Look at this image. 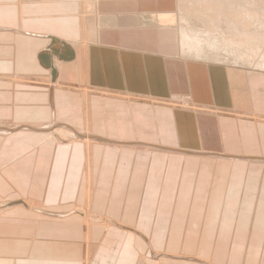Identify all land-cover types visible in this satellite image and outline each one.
Masks as SVG:
<instances>
[{"label": "crops", "instance_id": "crops-1", "mask_svg": "<svg viewBox=\"0 0 264 264\" xmlns=\"http://www.w3.org/2000/svg\"><path fill=\"white\" fill-rule=\"evenodd\" d=\"M48 1L0 0V264H264V72L215 116L56 86L78 7Z\"/></svg>", "mask_w": 264, "mask_h": 264}, {"label": "rangeland", "instance_id": "rangeland-1", "mask_svg": "<svg viewBox=\"0 0 264 264\" xmlns=\"http://www.w3.org/2000/svg\"><path fill=\"white\" fill-rule=\"evenodd\" d=\"M84 1V3H83ZM82 0V6L85 5V7L87 8H84L82 7L81 10H80V18L81 19H84L83 20V25L84 26H87V29L89 31H93L94 32H91L92 33V39H79L78 44H74L75 46V50H76V58H73L72 60H69L68 62H62V61H59L58 59H52L50 57V59L48 58L47 60L48 61H51L53 62V60H55L54 62L58 65L59 67V72H61L59 74V78L57 79V84L60 85V86H63L64 87H69V88H74L76 90H81L85 93H93L94 90L96 93H101V94H111V95H115L116 97L117 96H124V97H128V98H143V99H147L146 101H152V103H159V102H162V104H167L170 105L171 107L175 108L176 111H183V112H186V113H192L193 115H210V116H213L212 113L219 111V110H233L234 107H235V103L236 101H242L241 99L244 98L245 96V91H243L244 89L242 88L241 86V83H242V77H243V74L244 72H246L247 70L249 71L250 70H257V71H263L264 72V12L262 6H263V3H264V0H261L262 2L259 3L258 0H246L245 2L243 0H235L234 2L232 0H213V3L211 0H208V4L210 6H207L208 7V10L207 7H205L207 5V0H153V1H149V0H125V1H122V0H110V2H114V3H109L107 1L109 0H100V3L104 4L103 7H101L102 5H100L99 3V0ZM102 1V2H101ZM105 3H104V2ZM119 1V4L121 3H126L128 2L129 5H131L129 7L128 6V9L127 7L124 6L125 9L129 10L128 12L126 10H123L120 8L122 7H119L118 8V12L116 11L117 8H115L114 10L116 12H113V9H110L111 11L106 7V5H115V2ZM133 1L136 3H134L133 5ZM176 1V2H175ZM178 1V2H177ZM186 1V2H185ZM188 1V2H187ZM193 1V2H192ZM199 1V2H198ZM218 1H221L220 3ZM223 1L224 3H228L230 5H235V4H239V2H243L244 4H246L248 1L252 4H254V6L252 8L249 7L250 3L248 5H245L247 7H244L243 6V3H240L238 6H234L233 7V10L230 8V6H225L223 4ZM85 2L89 3L88 5L85 4ZM92 2V4H91ZM138 2V3H137ZM148 2V3H147ZM155 2V3H154ZM160 2V3H159ZM192 2V3H190ZM196 4H195V3ZM198 2V3H197ZM206 2V3H205ZM210 2V3H209ZM215 2V3H214ZM118 3V2H117ZM123 3V4H124ZM144 3V5H143ZM146 3V4H145ZM151 3V5H150ZM154 3V4H153ZM178 3V4H176ZM193 3L199 7H196L194 5V7L192 6ZM205 3V4H204ZM262 3V4H261ZM94 4V5H93ZM97 4V6H96ZM100 6H99V5ZM138 4V5H137ZM153 4V5H152ZM158 4V5H157ZM160 4V5H159ZM175 4V5H174ZM218 4V5H217ZM220 4V5H219ZM252 4L250 6H252ZM259 4V5H258ZM92 5V6H90ZM147 5V6H145ZM156 7H155V6ZM174 5V6H173ZM182 6L180 8V6ZM189 5V6H188ZM205 5V6H204ZM242 5V6H241ZM262 5V6H261ZM88 6V7H87ZM102 8V9H97V8ZM136 6H139L140 9H138L139 7H136ZM179 7V8H176V7ZM200 6H201V9H200ZM215 7V8H212V7ZM255 6H257L259 12H257L254 8H256ZM259 6V7H258ZM261 6V8H260ZM92 9H88V8H91ZM133 7H134V10H133ZM143 7V8H142ZM155 7V8H154ZM183 7H185L187 10H183ZM191 7V8H190ZM193 7V9H192ZM196 7V8H195ZM222 7V9L220 8ZM228 7V8H227ZM237 7V8H236ZM94 8V10H93ZM105 8L108 11L109 14L105 13L107 12L104 11ZM113 8V7H111ZM137 8V9H136ZM150 8V9H149ZM152 8V9H151ZM160 8V9H159ZM167 8V9H166ZM171 10H170V9ZM204 8L206 11H204ZM229 9L228 12L230 11V13L226 12L227 10L225 9ZM242 11H241V9ZM247 8V9H244ZM145 9V10H144ZM149 9V10H148ZM157 9V10H155ZM164 9V10H163ZM178 9V10H177ZM180 9V10H179ZM189 9V10H188ZM191 9V10H190ZM197 9V10H196ZM202 11H200V10ZM220 9V10H219ZM235 9L237 10V12L235 11ZM252 11H249L251 10ZM262 10L261 14H260V10ZM83 10H85V12H83ZM89 10H92V11H89ZM170 10V11H169ZM193 10V11H192ZM195 10V12H194ZM212 10V12L210 11ZM215 10V11H214ZM218 10V11H217ZM248 12H245L244 11H247ZM95 11V12H94ZM103 11V12H102ZM126 11V12H125ZM137 11V12H136ZM140 11V12H139ZM148 11V12H147ZM180 11V12H179ZM189 13H187V12ZM204 11V12H203ZM208 11V12H207ZM221 11V12H220ZM224 11V12H222ZM232 11V12H231ZM236 13H234V12ZM83 12V13H81ZM91 12V13H89ZM97 12V13H96ZM124 14H123V13ZM134 12V13H133ZM142 12V13H141ZM153 12V14H152ZM172 12V13H171ZM177 12V13H175ZM182 12V13H181ZM196 13V14H192V13ZM198 12V13H197ZM199 12L200 15H199ZM203 12V14H202ZM207 12V13H206ZM211 12V13H210ZM241 12V13H240ZM249 12H252V14H249ZM84 13L86 15H84ZM90 15H89V14ZM94 13V15H93ZM96 13V14H95ZM99 13V14H98ZM102 13H104L102 15ZM111 13V14H110ZM118 15H117V14ZM158 13V14H157ZM161 13V14H160ZM184 13V14H183ZM185 13H187L186 16ZM191 13V14H190ZM212 13L214 14L213 16ZM219 13L218 17H215V15L217 16V14ZM230 14L231 15V19H230V15H226V14ZM235 15H234V14ZM255 13H258L257 15ZM122 14V15H121ZM130 14V15H129ZM173 14V15H172ZM183 14V15H182ZM221 14H223V16H221ZM233 14V15H232ZM239 14H242V16ZM260 14V15H259ZM102 15V16H101ZM111 15H115L117 18H123L121 21H118L117 18L113 17H109ZM136 15V16H135ZM156 15V16H155ZM182 15V16H180ZM203 15V16H202ZM206 15V16H205ZM210 15V16H209ZM226 15V17L224 16ZM239 17H238V16ZM250 18H248V16ZM257 17L258 15V18H262V19H257L255 16ZM263 15V17L261 16ZM87 16V17H86ZM98 16H101V17H104L105 18V21H102L101 20H97L98 19ZM196 16V18H195ZM203 17V18H200V17ZM205 16V17H204ZM209 16V17H208ZM233 16V17H232ZM238 18H237V17ZM90 17V18H89ZM93 17V18H92ZM215 17V18H214ZM220 17V19H219ZM237 18V19H234V18ZM242 17V18H240ZM244 17V18H243ZM88 18V19H87ZM95 18V19H94ZM97 18V19H96ZM108 18V19H107ZM127 18H132V20H128ZM136 18V19H135ZM181 18L183 19V21L181 20ZM185 18H188L185 20ZM191 18V19H190ZM207 18V20H206ZM224 18V19H223ZM228 18L230 19V21L228 20ZM253 18V19H252ZM255 18V19H254ZM176 19V20H175ZM197 19H202L201 21L204 23H202L200 20L198 21ZM205 19V20H204ZM210 21H209V20ZM215 19L216 22H218L217 24H215L216 22L214 21L213 22V25H210L209 23L211 22V20L213 21ZM218 19V20H217ZM223 19V20H222ZM227 19V20H226ZM248 19V20H246ZM253 21H252V20ZM257 19V21L259 22H256L255 20ZM94 20V21H92ZM97 20V21H95ZM103 20V19H102ZM172 20V21H171ZM189 20V21H188ZM196 20V21H195ZM222 20V21H221ZM226 20V21H224ZM235 20L237 24L236 28H235V25L236 23L232 22V21ZM250 20V21H249ZM159 21V22H158ZM177 21V22H176ZM209 23H208V22ZM221 21V22H220ZM224 21V23H222ZM228 21V22H227ZM240 21V23H239ZM243 21V23H241ZM200 22V23H199ZM207 22V23H206ZM231 22L230 25L229 24H226ZM102 25H101V24ZM178 23V24H177ZM183 25H182V24ZM185 23V24H184ZM189 23V24H188ZM192 23V24H190ZM248 23V25H246ZM253 25H252V24ZM255 23V24H254ZM87 24V25H85ZM96 24V25H94ZM175 24V25H174ZM201 26H200V25ZM212 24V23H211ZM221 24V25H220ZM224 24V25H223ZM226 24V25H225ZM251 24V25H250ZM259 24V25H257ZM263 24V25H262ZM204 25V26H203ZM206 25V27H205ZM208 25V26H207ZM217 25V26H215ZM218 25L221 27H218ZM242 27L240 28L239 27ZM246 25V27H245ZM101 26V27H100ZM127 26V27H126ZM143 26V27H142ZM152 26V27H150ZM155 26V27H153ZM158 26V27H157ZM211 26V28H210ZM229 26V28H228ZM249 28H248V27ZM95 29H94V28ZM97 27V29H96ZM115 27V28H114ZM119 27V29H118ZM134 27V29L132 28ZM139 29H144L145 31H143L144 33H141L139 32L138 28ZM163 27L166 29L164 30ZM188 27V28H187ZM202 27V28H201ZM204 27V28H203ZM216 29L214 30L213 28ZM101 28V29H100ZM109 28V29H108ZM112 28V29H111ZM121 28V30H120ZM130 29L127 31V29ZM132 28V29H131ZM137 28V29H136ZM153 28H157L158 29V32L159 33V37L161 36V39L163 42H166V41H169L173 44H175V51L176 54L174 52H165L162 51V49L160 47H156L153 45V40H151V36L149 35L148 32L154 30ZM161 28V29H160ZM179 28V29H178ZM210 28V29H209ZM240 29V32L238 31V29ZM243 28H247V29H243ZM253 28V29H252ZM105 29V30H104ZM107 29V31H106ZM111 29V31H110ZM114 29V31H113ZM117 29V30H116ZM137 32H136V30ZM163 29V30H162ZM169 29V30H167ZM173 29V30H172ZM183 29V30H182ZM185 29H189V30H185ZM191 31V34L189 33L190 30ZM219 29V30H218ZM226 29V30H225ZM232 29H234L232 32ZM250 29V30H248ZM96 30V31H95ZM98 30H100L98 32ZM103 30V31H102ZM116 30V32H115ZM148 30V31H147ZM172 30V31H171ZM178 30V31H177ZM181 30V31H180ZM229 30L232 34L229 36L228 34H230ZM245 30V31H244ZM164 31V32H163ZM166 31V33H165ZM178 35H177V33ZM187 31V32H186ZM196 31L198 33H196ZM205 31H206V34H205ZM219 31H223L221 32L222 34H225V35H222ZM227 31V32H225ZM236 31V32H235ZM243 31V32H242ZM258 31V32H257ZM125 32H129L128 34H125ZM147 34H146V33ZM156 32V30L154 31ZM165 33V34H161V33ZM170 32L172 34V36H169ZM176 34H175V33ZM180 32V33H179ZM203 32V33H202ZM209 32V35L208 36H205L207 35ZM211 32V33H210ZM214 32H217L216 35ZM249 32V33H248ZM98 33V34H97ZM110 33V34H109ZM116 33V34H115ZM138 33V34H137ZM189 33V34H188ZM194 33V34H193ZM196 33V35H195ZM201 33L204 35H201ZM234 33V35H233ZM245 33V34H243ZM248 33V34H247ZM262 33V34H261ZM131 34V35H130ZM140 34H144L145 36L143 35H140ZM179 34H181L182 36H180ZM184 34H187V35H184ZM198 34V35H197ZM210 34H212V36H210ZM220 34V35H219ZM236 34V35H235ZM239 34V36H238ZM241 34V35H240ZM243 34V35H242ZM100 35V36H98ZM146 35L148 38H146ZM157 35V34H156ZM224 37H222V36ZM226 35H228L226 37ZM95 36V37H94ZM114 36V38H113ZM134 36H136L134 38ZM143 36V37H142ZM164 36V37H163ZM180 36V37H179ZM203 36V37H202ZM210 36V37H209ZM215 36V37H214ZM217 36L218 39L220 40H228L227 44L228 46L227 47H233V49L235 48L234 53L233 52H227V50H224L222 47H221V41L217 40ZM240 36H242L240 38ZM244 36V37H243ZM245 36H247V38H245ZM122 37V38H120ZM184 37H187V38H190L195 39L197 40V44H199L198 46L200 48L203 49V47H206L208 45V48H206V50H211L208 54V55H213V56H217L216 59H213L215 61V63L213 61H206V64H212V65H216L219 69L223 70V76H219L217 78L218 81H216V83H219V84H216L217 86H215L214 83H211V86L209 84V81H207V88H205L204 91H198V90H193L191 88V86L189 85L188 82H186L185 85L182 86V88H178V82L179 81H184L186 79H183L181 80V77L179 75L176 76V73L174 70H182L184 66V63L186 64H194L193 65H197V62L195 61V59H193V57H190L186 54V51H185V54H184ZM202 39H201V38ZM206 37V38H205ZM209 37V38H208ZM213 37V38H211ZM233 37L235 38V40H233ZM239 37V38H238ZM252 40H250V38ZM150 38V39H149ZM168 38V39H167ZM171 38V39H170ZM174 38V39H173ZM200 38V39H199ZM211 38V39H210ZM223 38V39H222ZM238 38V40H237ZM244 38V40H243ZM133 39V40H131ZM141 43H139L138 45L137 44H134L133 41H139ZM146 39V40H145ZM166 39V40H165ZM181 39V41L179 40ZM199 39V40H198ZM208 39H209V43H208ZM215 39V40H214ZM249 41H248V40ZM81 40V41H80ZM151 40V41H150ZM165 40V41H164ZM171 40V41H170ZM202 40H203V43H202ZM205 40V41H204ZM212 40H214V42H212ZM219 42H217V41ZM131 41V42H130ZM144 41V42H143ZM211 41V42H210ZM216 41V42H215ZM239 41V42H238ZM242 41V42H241ZM251 41V42H250ZM254 41V42H253ZM258 41V42H257ZM201 42V43H199ZM208 44H207V43ZM233 42V43H232ZM238 43V45H236V43ZM257 42V43H256ZM144 43V44H142ZM150 43V45H149ZM177 43V44H176ZM182 44L183 43V46H180L179 44ZM207 45H206V44ZM211 43L212 46H209ZM247 43V44H246ZM80 44V45H79ZM85 46H83V45ZM98 44V45H97ZM202 44H203V47H202ZM205 44V45H204ZM214 44L216 46H214ZM220 44V45H219ZM242 44V45H241ZM80 48H79V46ZM82 45V46H81ZM178 45V46H177ZM240 45V46H239ZM248 45V46H247ZM256 45V46H255ZM54 46V45H53ZM148 46V47H147ZM153 46V47H152ZM219 46V47H217ZM237 46V47H236ZM243 46V47H242ZM155 47V48H154ZM182 47V49H181ZM212 47V48H211ZM216 48L215 52H218V48H222L220 50H222L224 53H222L220 50L217 53H211L214 51L213 48ZM250 47V48H249ZM252 47V48H251ZM77 48V49H76ZM79 48V49H78ZM153 48V50H152ZM159 48V49H158ZM174 48V47H173ZM184 48V49H183ZM256 48V49H255ZM96 49V50H95ZM151 49V50H149ZM157 49V50H156ZM240 49V50H239ZM78 50V51H77ZM80 50V51H79ZM114 50V51H113ZM205 50V48H204ZM246 50V51H245ZM82 51V52H81ZM100 51V52H98ZM149 51V52H148ZM153 51V52H152ZM154 51H157L155 56L154 54ZM178 51H183V53L181 52H178ZM84 52V53H83ZM242 52V53H241ZM247 52V53H246ZM88 53V54H87ZM102 53V54H101ZM126 53V55L124 54ZM130 53V54H129ZM142 53V54H141ZM147 53V54H146ZM163 55H162V54ZM180 53V54H179ZM222 53V54H221ZM230 53V55L228 54ZM241 53V54H240ZM247 54V55H244L242 57V54ZM250 55H249V54ZM50 55V53H47V55ZM121 54V55H120ZM132 54V55H131ZM138 54V55H137ZM140 54V56H139ZM172 56H170V55ZM190 54V52L188 53ZM216 54V55H215ZM221 54V55H220ZM234 54V55H233ZM236 54H239V56H237ZM256 54V55H255ZM115 55V56H114ZM147 55V56H146ZM153 55V56H152ZM159 55V56H157ZM162 57H161V56ZM166 55V56H165ZM183 55V56H182ZM220 56V58L218 59V57ZM226 55V56H225ZM229 55V56H228ZM232 55V56H231ZM145 56V57H144ZM178 56V57H177ZM213 56H211L213 58ZM235 56V57H234ZM246 56V57H245ZM250 57V59L248 57ZM93 57V58H92ZM125 57V58H124ZM134 57H136L137 59H135ZM148 57V58H147ZM166 57V59L164 60V58ZM174 57V58H173ZM240 57V58H239ZM105 58V59H103ZM154 58V59H153ZM167 58L170 60H167ZM232 58V59H231ZM237 58V59H236ZM242 58V59H241ZM247 58V59H246ZM79 59V61H78ZM83 59V60H82ZM124 59V60H123ZM135 59V60H134ZM139 59V60H138ZM145 59V60H144ZM156 59V60H155ZM176 59V60H175ZM193 59V60H192ZM226 59V60H225ZM241 59V60H240ZM245 59V61H244ZM253 59V60H252ZM46 60V61H47ZM160 60V61H159ZM164 60V61H163ZM234 60V61H233ZM257 60V61H256ZM82 61V62H81ZM105 61V62H104ZM131 62V64L133 63H136L134 65H131L129 62ZM179 61V62H177ZM186 61V62H185ZM188 61V62H187ZM190 61V62H189ZM81 62V63H80ZM173 62V64H172ZM192 62V63H191ZM209 62V63H208ZM218 64H217V63ZM241 62V63H240ZM68 63H70L68 65ZM114 63V64H113ZM117 63V64H116ZM166 63V65H165ZM181 63V64H180ZM199 63L203 64L206 66L205 62H202L199 60ZM61 64V65H60ZM72 64V65H71ZM78 64V65H77ZM108 64V65H107ZM115 65V66H112ZM126 64L127 65H131L132 67H130V72H128L126 70ZM140 69H138V65H140ZM170 66H169V65ZM46 66H48V63L46 62L45 63ZM68 65V66H67ZM82 65V66H81ZM180 65V66H179ZM119 68H118V67ZM51 67L53 68V66L51 65ZM65 67V69H64ZM112 67V68H111ZM155 69H154V68ZM169 67V68H168ZM181 67V68H180ZM49 68V67H48ZM69 68V69H68ZM101 68V69H100ZM115 68V69H114ZM117 68V70H116ZM96 69V70H95ZM120 69V71H119ZM146 69V70H145ZM153 69V70H152ZM160 69H162L160 71ZM166 69V70H165ZM172 69V70H171ZM50 70V68H49ZM76 70V71H74ZM143 70V71H142ZM163 70H164V73H163ZM246 70V71H245ZM51 71V70H50ZM72 71H74L72 73ZM84 71V72H83ZM119 71V72H118ZM174 71V72H173ZM70 72V75L68 74ZM168 72V73H167ZM239 72V73H238ZM80 73V74H78ZM120 74L119 78H118V74ZM135 73V74H134ZM173 73H175V80H173L174 76L172 75ZM62 74V75H61ZM67 74V75H66ZM111 74V75H110ZM129 74V75H128ZM137 74V75H136ZM156 74V75H154ZM160 74V75H159ZM229 74V75H228ZM72 75V76H71ZM101 75V76H100ZM159 76L158 78H155V76ZM68 76V77H67ZM71 76V78H70ZM81 76V77H80ZM62 77V78H61ZM79 77V78H78ZM217 77V76H215ZM215 77H213V79H215ZM68 78V79H67ZM118 78V79H116ZM133 78V79H132ZM132 82H131V80ZM144 81H143V80ZM148 79V80H147ZM211 79V80H213ZM63 80V82L65 83H62L61 81ZM117 80V81H116ZM119 80V82H118ZM136 80V81H134ZM137 80L139 82H137ZM179 80V81H178ZM105 81V82H104ZM143 81V83H142ZM173 81V82H172ZM153 82V83H152ZM167 82V84H166ZM75 83V84H74ZM82 83V84H81ZM139 83V86L142 88V90L144 89H147L146 92L143 93L144 96H141L140 93H138L137 90L135 91H128L125 89V86H129V87H134L133 89H137V84ZM160 83V84H159ZM105 84V85H104ZM136 84V85H135ZM143 84V85H142ZM92 85V86H91ZM133 85V86H132ZM76 86V87H75ZM155 88H154V87ZM158 88H157V87ZM173 88H176V89H180L181 91H185L187 90L188 91V94H181V93H178V94H175V93H172L174 92L176 89H173ZM186 88V89H185ZM167 89V90H166ZM207 89V90H206ZM113 90V91H112ZM115 90V91H114ZM210 90V91H209ZM99 91V92H98ZM105 92V93H104ZM137 92V93H135ZM195 92V93H193ZM202 92V93H201ZM204 92V93H203ZM210 92V93H209ZM159 93V95H158ZM242 93V94H241ZM148 96H146V95ZM171 94V96H170ZM180 95V96H178ZM207 95V96H206ZM132 96V97H131ZM134 96V97H133ZM173 96V98H172ZM182 96V97H181ZM202 96V98H201ZM217 96V97H216ZM178 97V98H176ZM206 97H209V101L207 100L205 102V99ZM220 99H219V98ZM175 98V99H174ZM152 99V100H151ZM160 99V100H159ZM172 99V100H171ZM180 99V101H179ZM219 99V100H218ZM154 101V102H153ZM156 101V102H155ZM199 101V102H198ZM180 102V103H179ZM203 104H202V103ZM211 102V103H210ZM171 103V104H170ZM210 103V104H208ZM234 103V104H233ZM226 104V105H225ZM228 104V105H227ZM173 105V106H172ZM222 106V108H216V106ZM207 106V107H206ZM212 106V107H211ZM209 108V109H208ZM188 110V111H187ZM236 110V109H235ZM219 114H222V113H219ZM150 118L151 120L153 121V125L155 123V120L153 119V117H151L150 115ZM240 118V117H239ZM85 146H86V154L88 155V159H89V156H90V145L91 143L89 144V142H85ZM67 193V192H65ZM79 210H77L76 212H78ZM94 221L96 222H99L96 219H94ZM148 257V256H147Z\"/></svg>", "mask_w": 264, "mask_h": 264}, {"label": "bare ground", "instance_id": "bare-ground-1", "mask_svg": "<svg viewBox=\"0 0 264 264\" xmlns=\"http://www.w3.org/2000/svg\"><path fill=\"white\" fill-rule=\"evenodd\" d=\"M50 1H56V0H50ZM50 1H48V2H50ZM59 1H60V2H61V1L74 2V3L77 4V7H78V15H77V16H78V24H79V29H80V38H79V39H81V40H82V39H83V40H84V39H88V38H89V39H92L93 36H92V33H91V32H94V30H93V31H89V30L87 29V26H84V25H83V20H84V19H81V18H80V15H81V14H80V10H81V8H82V7L86 8L85 5L81 7V5L84 3V1H83V3H82V0H59ZM86 1H87V0H86ZM90 1H92V0H90ZM90 1H89V2H90ZM94 1H95V0H94ZM122 1H125V0H122ZM127 1H128V0H127ZM149 1H150V0H149ZM151 1H153V0H151ZM166 1H168V0H166ZM169 1H170V0H169ZM180 1H181V0H180ZM183 1H184V0H183ZM202 1H203V0H202ZM205 1H206V0H205ZM211 1H212V3H213V0H211ZM216 1H217V0H216ZM228 1H229V0H228ZM232 1L234 2L235 0H232ZM243 1L245 2L246 0H243ZM251 1H252V0H251ZM258 1H259V0H258ZM20 2H21V0H17V5H18L19 7H20ZM92 2H93V1H92ZM92 2H91V4H92ZM101 2H102V1H101ZM103 2H104V1H103ZM107 2H109V3H114V2H110V0L107 1ZM117 2H118V3H117ZM117 2H115V5H113V4H112L111 6H110V5H106V7L108 6L109 8H108V7H107V8H108L109 10H110V9H113V12H116V11L118 12V8H119V7H122V8H120V10L123 9L124 6L127 7V9H128V6H127V5H129L128 2H126V3L123 2L124 4H123V3H122V4H121V3L119 4V1H117ZM175 2H176V1H175ZM177 2H178V1H177ZM185 2H186V1H185ZM187 2H188V1H187ZM192 2H193V1H192ZM192 2H190V3H192ZM198 2H199V1H198ZM198 2H197V3H198ZM218 2L220 3L221 1H218ZM235 2H236V1H235ZM237 2H238V0H237ZM237 2H236V3H237ZM255 2H256V0H255ZM260 2H262V1L260 0L259 3H260ZM52 3H53V2H52ZM95 3H96V1H95ZM99 3H100V0H99ZM104 3H105V2H104ZM134 3H135V2L133 1V5H134ZM137 3H138V2H137ZM147 3H148V2H147ZM154 3H155V2H154ZM154 3H153V4H154ZM159 3H160V2H159ZM194 3H195V2H194ZM194 3H193V5H192L193 7H194V5L196 4V3H195V4H194ZM205 3H206V2H205ZM205 3H204V4H205ZM209 3H210V2H209ZM214 3H215V2H214ZM229 3H230V1H229ZM240 3H243V2H239V4H240ZM247 3L249 4L250 2L248 1ZM247 3H246V4L243 3V6H244V7H247V6H245V5H248ZM85 4L88 5L89 3L85 2ZM145 4H146V3H145ZM153 4H152V5H153ZM176 4H178V3H176ZM223 4H224L225 6H230V8L232 7V8H231L232 10H233V7H234V6H238V5H239V4L230 5V4L226 3V2L224 3V1H223ZM251 4H252V2L250 3V5H251ZM254 4H255V3H254ZM254 4H252V6L249 5V7L252 8V7L254 6ZM261 4H262V3H261ZM51 5H52V4H51ZM93 5H94V4H93ZM98 5H99V4H98ZM100 5H102L101 7L104 6V4H102V3H100ZM100 5H99V6H100ZM135 5H136V3H135ZM137 5H138V4H137ZM143 5H144V3H143ZM150 5H151V3H150ZM157 5H158V4H157ZM159 5H160V4H159ZM174 5H175V4H174ZM174 5H173V6H174ZM197 5H198V4H197ZM197 5H195V6H196V7H199V6H197ZM217 5H218V4H217ZM219 5H220V4H219ZM258 5H259V4H258ZM88 6H89V5H88ZM88 6H87V7H88ZM90 6H92V5H90ZM96 6H97V4H96ZM99 6H98V7H99ZM130 6H131V5H129V7H130ZM145 6H147V5H145ZM154 6H155V5H154ZM179 6H180V5H179ZM188 6H189V5H188ZM204 6H205V5H204ZM207 6H209V4H208V0H207V5H206L205 7H207ZM241 6H242V5H241ZM261 6H262V5H261ZM261 6H260V8H261ZM92 7H93V6H92ZM92 7H91V8H88V9H92ZM111 7H113V8H111ZM136 7H139V6H136ZM155 7H156V6H155ZM155 7H154V8H155ZM181 7H182V6H180V8H181ZM193 7H192V9H193ZM196 7H195V8H196ZM255 7H256V8H254V9L257 11L258 8H257V6H255ZM258 7H259V6H258ZM115 8H117V10H116ZM142 8H143V7H142ZM176 8H179V7L177 6ZM184 8H185V7H183V10H184ZM190 8H191V7H190ZM209 8H210V6H209ZM212 8H215V7L213 6ZM220 8L222 9V7H220ZM227 8H228V7H227ZM236 8H237V7H236ZM262 8L264 9V3H263ZM86 9H87V8H86ZM97 9L99 10V9H102V8L99 7V8H97ZM114 9H115L116 11H115ZM127 9L124 8L123 10H126V11L128 12L130 9H129V10H127ZM136 9H137V8H136ZM138 9H140V7H139ZM149 9H150V8H149ZM149 9H148V10H149ZM151 9H152V8H151ZM159 9H160V8H159ZM166 9H167V8H166ZM169 9H170V8H169ZM200 9H201V6H200ZM200 9H199V10H200ZM202 9H204V8H202ZM215 9H216V8H215ZM224 9H225V8H224ZM240 9H241V8H240ZM243 9H244V8H243ZM245 9H247V8H245ZM245 9H244V10H245ZM263 9H262V10H263ZM93 10H94V8H93ZM102 10H103V9H102ZM106 10H107V9L105 8L104 11H106ZM109 10H107V12H105V13L109 14V13H108ZM133 10H134V7H133ZM144 10H145V9H144ZM155 10H157V9H155ZM163 10H164V9H163ZM170 10H171V9H170ZM170 10H169V11H170ZM177 10H178V9H177ZM179 10H180V9H179ZM185 10H187V9L185 8ZM188 10H189V9H188ZM190 10H191V9H190ZM196 10H197V9H196ZM206 10H208V7H207ZM206 10L204 9V11H206ZM219 10H220V9H219ZM222 10H223V9H222ZM225 10H227L226 12H228L229 9H225ZM259 10H260V9H259ZM262 10H260V14H261ZM89 11H92V10H89ZM110 11H111V10H110ZM110 11H109V12H110ZM126 11H125V12H126ZM192 11H193V10H192ZM200 11H202V10H200ZM204 11H203V12H204ZM208 11H209V10H208ZM208 11H207V12H208ZM210 11L212 12V10H210ZM214 11H215V10H214ZM217 11H218V10H217ZM235 11L237 12L236 9H235ZM241 11H242V9H241ZM249 11H252V9L249 10ZM263 11H264V10H263ZM83 12H85V10H83ZM83 12H81V13H83ZM94 12H95V11H94ZM102 12H103V11H102ZM136 12H137V11H136ZM139 12H140V11H139ZM147 12H148V11H147ZM179 12H180V11H179ZM186 12H187V11H186ZM194 12H195V10H194ZM203 12H202V14H203ZM207 12H206V13H207ZM211 12H210V13H211ZM220 12H221V11H220ZM222 12H224V11H222ZM231 12H232V11H231ZM233 12H234V11H233ZM236 12H234V13H236ZM245 12H248V10H247V11H244V13H245ZM252 12H253V11H252ZM252 12H249V14H252ZM254 12H255V11H254ZM254 12H253V14H254ZM257 12H259V11H257ZM89 13H91V12H89ZM89 13H88V14H89ZM96 13H97V12H96ZM96 13H95V14H96ZM111 13H112V11H111ZM111 13H110V14H111ZM118 13H119V12H118ZM122 13H123V12H122ZM133 13H134V12H133ZM141 13H142V12H141ZM171 13H172V12H171ZM175 13H177V12H175ZM181 13H182V12H181ZM187 13H189V12H187ZM187 13H185V15H186ZM191 13H192V12H191ZM191 13H190V14H191ZM197 13H198V12H197ZM200 13H201V12H199V15H200ZM228 13H230V11H229ZM234 13H233V14H234ZM240 13H241V12H240ZM262 13H264V12H262ZM98 14H99V13H98ZM103 14H104V13H102V15H103ZM116 14H117V13H116ZM123 14H124V13H123ZM152 14H153V12H152ZM157 14H158V13H157ZM160 14H161V13H160ZM183 14H184V13H183ZM183 14H182V15H183ZM192 14H196V13H192ZM224 14H226V13H224ZM233 14H232V15H233ZM245 14H246V13H245ZM253 14H252V15H253ZM255 14L257 15L258 13H255ZM260 14H259V15H260ZM84 15H86V14L84 13ZM89 15H90V14H89ZM93 15H94V13H93ZM102 15H101V16H102ZM117 15H118V14H117ZM121 15H122V14H121ZM129 15H130V14H129ZM172 15H173V14H172ZM182 15H180V16H182ZM213 15H214V14L212 13L211 16H213ZM218 15H219V13L217 14V16L215 15V17H218ZM226 15H228V14H226ZM226 15H224V16L226 17ZM229 15H230V14H229ZM229 15H228V16H229ZM234 15H235V14H234ZM240 15L242 16V14H239V16H240ZM259 15H258V16H259ZM263 15H264V14H263ZM263 15H261V16L263 17ZM101 16H98V19H97V18H96V19H97V20H101V22H102V21H105V18H104V17H101ZM135 16H136V15H135ZM155 16H156V15H155ZM186 16H188V15H186ZM196 16H197V14H196ZM196 16H195V18H196ZM202 16H203V15H202ZM202 16H201L200 18H203ZM205 16H206V15H205ZM205 16H204V17H205ZM209 16H210V15H209ZM209 16H208V17H209ZM219 16H220V15H219ZM221 16H223V14H221ZM237 16H238V15H237ZM237 16H236V17H237ZM239 16H238V17H239ZM247 16H248V15H247ZM254 16H255V15H254ZM258 16H257V17L255 16V17H256L257 19H259ZM86 17H87V16H86ZM109 17H111V18H113V17L117 18L115 15H111V16H109ZM197 17H198V16H197ZM215 17H214V18H215ZM232 17H233V16H232ZM236 17H235L234 19H237V18H238V17H237V18H236ZM89 18H90V17H89ZM92 18H93V17H92ZM240 18H242V17H240ZM243 18H244V17H243ZM248 18H250V17L248 16ZM263 18H264V17H263ZM87 19H88V18H87ZM94 19H95V18H94ZM102 19H103V20H102ZM107 19H108V18H107ZM122 19H123V18H117L118 21H121ZM127 19H128V20H132V18H127ZM135 19H136V18H135ZM186 19H188V18H185V20H186ZM190 19H191V18H190ZM219 19H220V17H219ZM223 19H224V18H223ZM223 19H222V20H223ZM230 19H231V15H230ZM230 19L228 18L229 21H230ZM252 19H253V18H252ZM252 19H251V20H252ZM254 19H255V18H254ZM257 19H256L255 21H256V22H259V21H257ZM260 19H262V18H260ZM260 19H259V20H260ZM97 20H95V21H97ZM175 20H176V19H175ZM181 20L183 21L182 18H181ZM197 20L199 21L200 19H197ZM201 20H202V19H201ZM201 20H200V21H201ZM204 20H205V19H204ZM206 20H207V18H206ZM208 20H209V19H208ZM217 20H218V19H217ZM222 20H221V21H222ZM226 20H227V19H226ZM226 20H224V21H226ZM237 20H238V19H237ZM246 20H248V19H246ZM262 20H263V19H262ZM92 21H94V20H92ZM171 21H172V20H171ZM188 21H189V20H188ZM195 21H196V20H195ZM202 21H203V20H202ZM202 21H201V22H202ZM209 21H210V20H209ZM214 21H215V19H214L213 21L211 20L210 23H209L208 21H207V22H208L210 25H213V22H214ZM221 21H220V22H221ZM224 21H223L222 23H224ZM231 21H232V20H231ZM249 21H250V20H249ZM252 21H253V20H252ZM158 22H159V21H158ZM176 22H177V21H176ZM207 22H206V23H207ZM215 22H216V21H215ZM227 22H228V21H227ZM227 22H226V24H229V25H230L231 22H229V23H227ZM232 22L234 23L235 20L232 21ZM199 23H200V22H199ZM202 23H203V22H202ZM211 23H212V24H211ZM217 23H218V22H216L215 24H217ZM235 23H236V22H235ZM239 23H240V21H239ZM241 23H243V21H242ZM100 24H101V23H100ZM177 24H178V23H177ZM181 24H182V23H181ZM184 24H185V23H184ZM188 24H189V23H188ZM190 24H192V23H190ZM203 24H204V23H203ZM226 24H225V25H226ZM237 24H238V23H236L235 28H236ZM243 24H245V23H243ZM251 24H252V23H251ZM251 24H250V25H251ZM254 24H255V23H254ZM85 25H87V24H85ZM94 25H96V24H94ZM101 25H102V24H101ZM174 25H175V24H174ZM182 25H183V24H182ZM199 25H200V24H199ZM220 25H221V24H220ZM223 25H224V24H223ZM231 25H232V23H231ZM231 25H230V26H231ZM246 25H248V23H247ZM246 25H245V27H246ZM252 25H253V24H252ZM257 25H259V24H257ZM262 25H263V24H262ZM96 26H97V25H96ZM200 26H201V25H200ZM203 26H204V25H203ZM207 26H208V25H207ZM213 26H214V25H213ZM215 26H217V25H215ZM100 27H101V26H100ZM126 27H127V26H126ZM142 27H143V26H142ZM150 27H152V26H150ZM153 27H155V26H153ZM157 27H158V26H157ZM205 27H206V25H205ZM218 27H220V26L218 25ZM239 27H240V25H239ZM242 27H244V26H242ZM242 27H240V28H242ZM247 27H248V26H247ZM263 27H264V26H263ZM93 28H94V27H93ZM114 28H115V27H114ZM132 28L134 29V27H132ZM132 28H131V29H132ZM137 28H138V27H137ZM137 28H136V29H137ZM145 28H147V27H145ZM145 28H144V29H145ZM187 28H188V27H187ZM201 28H202V27H201ZM203 28H204V27H203ZM210 28H211V26H210ZM210 28H209V29H210ZM220 28H221V27H220ZM228 28H229V26H228ZM248 28H249V27H248ZM94 29H95V28H94ZM96 29H97V27H96ZM100 29H101V28H100ZM108 29H109V28H108ZM111 29H112V28H111ZM111 29H110V31H111ZM118 29H119V27H118ZM126 29H127V31L130 30V29H128V28H126ZM136 29H135V30H136ZM138 29H139V28H138ZM144 29L142 28V29H139L138 31L141 32V33H144V32H143V31H145ZM153 29H154V30L148 32L149 35H150L151 38H152L151 40H153V45L156 46V47H160V48L162 49V51H164V52H165V50H166V52H167V51H168V52H171V53L174 52V51H175V50H174V49H175V44H173V43H171V42H169V41L163 42L162 39H161V36H160V37L158 36L159 33H160V32H158V29H157V28H153ZM160 29H161V28H160ZM163 29L166 30L164 27H163ZM163 29H162V30H163ZM178 29H179V28H178ZM213 29L215 30L216 27L213 28ZM237 29H238V31L240 32V29H239V28H237ZM243 29H247V28H243ZM252 29H253V28H252ZM104 30H105V29H104ZM116 30H117V29H116ZM116 30H115V32H116ZM120 30H121V28H120ZM155 30H156V32H154ZM167 30H169V29H167ZM172 30H173V29H172ZM172 30H171V31H172ZM182 30H183V29H182ZM185 30H189V29H185ZM218 30H219V29H218ZM225 30H226V29H225ZM233 30H234V29H232V32H234ZM248 30H250V29H248ZM263 30H264V29H263ZM95 31H96V30H95ZM99 31H100V30H98V32H99ZM102 31H103V30H102ZM106 31H107V29H106ZM113 31H114V29H113ZM147 31H148V30H147ZM177 31H178V30H177ZM180 31H181V30H180ZM191 31H193V29L190 30V32H189L190 34H191ZM194 31H195V30H194ZM194 31H193V32H194ZM227 31H229V30H227ZM227 31H225V32H227ZM244 31H245V30H244ZM100 32H101V31H100ZM111 32H112V31H111ZM136 32H137V30H136ZM163 32H164V31H163ZM163 32L161 33L162 35L166 33V31H165V33H163ZM175 32H176V31H175ZM175 32H174V33H175ZM186 32H187V31H186ZM219 32L221 33V32H223V31H219ZM229 32H230V31H229ZM235 32H236V31H235ZM242 32H243V31H242ZM257 32H258V31H257ZM128 33H129V32H128ZM128 33L125 32V34H128ZM145 33H146V32H145ZM167 33H168V32H167ZM176 33H177V32H176ZM176 33H175V34H176ZM179 33H180V32H179ZM189 33H188V34H189ZM196 33H198V32L196 31ZM196 33H195V35H196ZM202 33H203V32H202ZM202 33H201V35H203ZM210 33H211V32H210ZM214 33H215V35H216L217 32H214ZM248 33H249V32H248ZM248 33H247V34H248ZM16 34H17V33H16ZM97 34H98V33H97ZM109 34H110V33H109ZM115 34H116V33H115ZM137 34H138V33H137ZM146 34H147V33H146ZM156 34H157V35H156ZM168 34H169V33H168ZM170 34H172V33L170 32ZM170 34H169V36H172V35H170ZM193 34H194V33H193ZM205 34H206V31H205ZM217 34H218V33H217ZM221 34H222V33H221ZM231 34H232V33L230 32V34H228V35L230 36ZM243 34H245V33H243ZM243 34H242V35H243ZM261 34H262V33H261ZM128 35H129V34H128ZM130 35H131V34H130ZM140 35L145 36L144 34H140ZM149 35H148V37H149ZM177 35H178V33H177ZM179 35L182 36L181 34H179ZM184 35H187V34H184ZM197 35H198V34H197ZM208 35H209V32H208V34L205 35V36H208ZM219 35H220V34H219ZM222 35H225V34H222ZM222 35H221V36H222ZM228 35H226V37H227ZM233 35H234V33H233ZM235 35H236V34H235ZM240 35H241V34H240ZM98 36H100V35H98ZM143 36H142V37H143ZM180 36H179V37H180ZM187 36H188V35H187ZM203 36H204V35H203ZM203 36H202V37H203ZM210 36H212V34H210ZM210 36H209V37H210ZM238 36H239V34H238ZM94 37H95V36H94ZM135 37H136V36H134V38H135ZM148 37H147V35H146V38H148ZM163 37H164V36H163ZM209 37H208V38H209ZM214 37H215V36H214ZM218 37H219V36H217V40H219ZM222 37H223V36H222ZM230 37H231V36H230ZM241 37H242V36H240V38H241ZM243 37H244V36H243ZM113 38H114V36H113ZM120 38H122V37H120ZM200 38H201V37H200ZM200 38H199V39H200ZM205 38H206V37H205ZM211 38H213V37H211ZM211 38H210V39H211ZM219 38H220V37H219ZM223 38H224V37H223ZM223 38H222V39H223ZM235 38H236V37H235ZM235 38L233 37V40H235ZM238 38H239V37H238ZM238 38H237V40H238ZM245 38H247V36H245ZM249 38H250V37H249ZM149 39H150V38H149ZM167 39H168V38H167ZM170 39H171V38H170ZM173 39H174V38H173ZM184 39H185L184 42H183V43H184V46H183V43H182V44L180 43L179 45H180V46H183V47L185 48V49L183 48V49H184V50H183V51H184V54H185V51H186V54L189 56V58H190V57H193V59H195V61L197 62V65H196V64L193 65L194 62H193V64H186V63H184V66H182L183 69H182V70H178L180 73L183 74V79H186V80H184V81H179V80H178V81H179V82H178V83H179V84H178V88H182V86L185 85L186 82H188V83L190 82L189 85L191 86V88H192L193 90H194V89H195V90H198L199 92H200V91H204L205 88H207V81H209L210 86H211V83H214L215 86H217L216 84H219V83H220V82H219V83H216V81H218L217 78H218L219 76H220V77L223 76V75H222V74H223V70L219 69L215 64H214V65H212L211 63H210L209 65L206 64V61H209V62H210V61H213V62L215 63V61H214L213 59H216V57H217V56L215 57V56H213V55H208V54H210L209 52L212 50V49H211L210 51H209V50H206V48L210 49V48L208 47V45H207V44L209 43V39H208V43H207V42H206L207 44L205 43V44L207 45L206 47H203V44H202L203 49L200 48V47L198 46L199 44H197L198 42H197V40L195 39V37H194V39H193V37H192V39L187 38V37H184ZM199 39H198V40H199ZM201 39H202V38H201ZM81 40H80V41H81ZM131 40H133V39H131ZM138 40H139V39H138ZM145 40H146V39H145ZM151 40H150V41H151ZM165 40H166V39H165ZM165 40H164V41H165ZM179 40L181 41V39H179ZM214 40H215V39H214ZM214 40H212V42H214ZM217 40H216V41H217ZM228 40H229V39H228ZM228 40H225V39H224V40H221V39H220L219 41H221V47H222L224 50H227V52L230 51V52H233V53H234L233 50H235V48L233 49V47H227V46H228V44H227ZM243 40H244V38H243ZM247 40H248V39H247ZM250 40H252V39L250 38ZM170 41H171V40H170ZM204 41H205V40H204ZM216 41H215V42H216ZM226 41H227V42H226ZM248 41H249V40H248ZM76 42H78V41H73V42H66V43H64V44L67 46V48L71 49V51H72V53H73V58H76V57H75V56H76V50H75V47H74L75 45H74V44H78V43H79V42H78V43H76ZM130 42H131V41H130ZM143 42H144V41H143ZM181 42H182V41H181ZM210 42H211V41H210ZM217 42H218V41H217ZM238 42H239V41H238ZM241 42H242V41H241ZM250 42H251V41H250ZM253 42H254V41H253ZM257 42H258V41H257ZM257 42H256V43H257ZM73 43H74V44H73ZM133 43L138 45V44L141 43V42H140V40H139V41L136 40V41H133ZM199 43H201V42H199ZM202 43H203V40H202ZM218 43H219V42H218ZM232 43H233V42H232ZM235 43H236V42H235ZM142 44H144V43H142ZM176 44H177V43H176ZM205 44H204V45H205ZM246 44H247V43H246ZM79 45H80V44H79ZM79 45H78V46H79ZM82 45H83V44H82ZM82 45H81V46H82ZM97 45H98V44H97ZM149 45H150V43H149ZM219 45H220V44H219ZM236 45H238V43H236ZM241 45H242V44H241ZM83 46H85V45H83ZM177 46H178V45H177ZM209 46H212V47H213V45H211V43H210ZM214 46H216V45L214 44ZM239 46H240V45H239ZM247 46H248V45H247ZM255 46H256V45H255ZM147 47H148V46H147ZM152 47H153V46H152ZM173 47H174V48H173ZM212 47H211V48H212ZM217 47H219V46H217ZM217 47H216V48H217ZM236 47H237V46H236ZM242 47H243V46H242ZM54 48H56V49H58V50L62 49V42H59V43L56 42V43H54ZM79 48H80V46H79ZM79 48H78V49H79ZM154 48H155V47H154ZM204 48H205V50H204ZM216 48L214 47V48H213L214 51L211 52V53H214V52L216 51V50H215ZM222 48H218L217 51L219 52V50L222 49ZM249 48H250V47H249ZM251 48H252V47H251ZM76 49H77V48H76ZM158 49H159V48H158ZM181 49H182V47H181ZM255 49H256V48H255ZM67 50H68V49H67ZM95 50H96V49H95ZM149 50H151V49H149ZM152 50H153V48H152ZM156 50H157V49H156ZM239 50H240V49H239ZM263 50H264V49H263ZM77 51H78V50H77ZM79 51H80V50H79ZM113 51H114V50H113ZM183 51H181V52L183 53ZM220 51H221L222 53H224L222 50H220ZM245 51H246V50H245ZM81 52H82V51H81ZM98 52H100V51H98ZM148 52H149V51H148ZM152 52H153V51H152ZM156 52H157V51H154V53H152V54H154V56H155ZM168 52H167V54H168ZM178 52H180V51H178ZM181 52H180V53H181ZM189 52H190V54H188ZM218 52H215V53L218 54ZM68 53H69V52H68ZM83 53H84V52H83ZM174 53L176 54V52H174ZM180 53H179V54H180ZM219 53H220V52H219ZM222 53H221V54H222ZM241 53H242V52H241ZM241 53H240V54H241ZM246 53H247V52H246ZM246 53H245V54H242V57H243L244 55H247ZM64 54H65V53H64ZM87 54H88V53H87ZM101 54H102V53H101ZM124 54L126 55V53H124ZM129 54H130V53H129ZM141 54H142V53H141ZM146 54H147V53H146ZM161 54H162V53H161ZM221 54H220V55H221ZM228 54L230 55V53H228ZM248 54H249V53H248ZM120 55H121V54H120ZM131 55H132V54H131ZM137 55H138V54H137ZM162 55H163V54H162ZM169 55H170V54H169ZM176 55H177V54H176ZM215 55H216V54H215ZM229 55H228V56H229ZM233 55H234V54H233ZM236 55L239 56V54H236ZM249 55H250V54H249ZM255 55H256V54H255ZM47 56H48L47 58L50 59V55L48 54ZM114 56H115V55H114ZM139 56H140V54H139ZM146 56H147V55H146ZM152 56H153V55H152ZM157 56H159V55H157ZM160 56H161V55H160ZM165 56H166V55H165ZM170 56H172V55H170ZM182 56H183V55H182ZM211 56H213V58H212ZM218 56H219V55H218ZM225 56H226V55H225ZM231 56H232V55H231ZM61 57H62V56H61ZM144 57H145V56H144ZM161 57H162V56H161ZM177 57H178V56H177ZM234 57H235V56H234ZM245 57H246V56H245ZM247 57H248V56H247ZM92 58H93V57H92ZM124 58H125V57H124ZM134 58L137 59L136 57H134ZM147 58H148V57H147ZM173 58H174V57H173ZM219 58H220V56L218 57V59H219ZM239 58H240V57H239ZM248 58L250 59V57H248ZM103 59H105V58H103ZM135 59H134V60H135ZM153 59H154V58H153ZM165 59H166V57L164 58V60H165ZM193 59H192V60H193ZM231 59H232V58H231ZM236 59H237V58H236ZM241 59H242V58H241ZM241 59H240V60H241ZM246 59H247V58H246ZM82 60H83V59H82ZM123 60H124V59H123ZM138 60H139V59H138ZM144 60H145V59H144ZM155 60H156V59H155ZM164 60H163V61H164ZM167 60H169V59L167 58ZM175 60H176V59H175ZM199 60L202 61V62H205L206 66L203 65V64H201V63H199ZM205 60H206V61H205ZM225 60H226V59H225ZM252 60H253V59H252ZM54 61H55V60H53V62L47 60L46 62L48 63V66H47V67H49L51 71L53 70V71H55L54 73H56V75L54 74L55 77H54V78L52 77V78H53V79H52V81H53L52 83H53L54 85L57 86V85H58V84H57V79L59 78V74H60L61 72H59V71H60V70H59V67H58V65H57ZM78 61H79V59H78ZM159 61H160V60H159ZM169 61H170V60H169ZM233 61H234V60H233ZM244 61H245V59H244ZM256 61H257V60H256ZM81 62H82V61H81ZM81 62H80V63H81ZM104 62H105V61H104ZM128 62H129V61H128ZM177 62H179V61H177ZM185 62H186V61H185ZM187 62H188V61H187ZM189 62H190V61H189ZM209 62H208V63H209ZM129 63L131 64V62H129ZM191 63H192V62H191ZM216 63H217V62H216ZM240 63H241V62H240ZM69 64H70V63H68V65H69ZM113 64H114V63H113ZM113 64H112V66H115V65H113ZM116 64H117V63H116ZM134 64H136V63H133V64H131V65H134ZM172 64H173V62H172ZM180 64H181V63H180ZM217 64H218V63H217ZM51 65L53 66V68L51 67ZM60 65H61V64H60ZM68 65H67V66H68ZM71 65H72V64H71ZM77 65H78V64H77ZM107 65H108V64H107ZM131 65H127V64H126V70H127L128 72H130V67H132ZM165 65H166V63H165ZM168 65H169V64H168ZM81 66H82V65H81ZM140 66H141V64L138 65V69H137V70L140 69ZM169 66H170V65H169ZM179 66H180V65H179ZM117 67H118V66H117ZM111 68H112V67H111ZM118 68H119V67H118ZM153 68H154V67H153ZM168 68H169V67H168ZM180 68H181V67H180ZM64 69H65V67H64ZM68 69H69V68H68ZM100 69H101V68H100ZM114 69H115V68H114ZM154 69H155V68H154ZM95 70H96V69H95ZM116 70H117V68H116ZM145 70H146V69H145ZM152 70H153V69H152ZM161 70H162V69H160V71H161ZM165 70H166V69H165ZM171 70H172V69H171ZM249 70H250V69H249ZM51 71H50V73H51ZM74 71H76V70H74ZM74 71H72V73H73ZM119 71H120V69H119ZM119 71H118V72H119ZM142 71H143V70H142ZM174 71H175L176 74H178V71H177V70H174ZM174 71H173V72H174ZM245 71H246V70H245ZM247 71H248V70H247ZM83 72H84V71H83ZM161 72H162V71H161ZM163 73H164V70H163ZM167 73H168V72H167ZM238 73H239V72H238ZM244 73H245V72H244ZM68 74L70 75V72H69ZM73 74H74V73H73ZM78 74H80V73H78ZM117 74H118V73H117ZM134 74H135V73H134ZM49 75H50V74H49ZM61 75H62V74H61ZM66 75H67V74H66ZM110 75H111V74H110ZM128 75H129V74H128ZM136 75H137V74H136ZM154 75H156V74H154ZM159 75H160V74H159ZM228 75H229V74H228ZM71 76H72V75H71ZM71 76H70V78H71ZM100 76H101V75H100ZM119 76H120V74H118V78H119ZM215 76H217V77H215ZM67 77H68V76H67ZM80 77H81V76H80ZM158 77H159L158 75L155 76V78H158ZM213 77H215V79H213ZM243 77H244V74H243ZM243 77H242V83H241V86H242V88L244 89L243 91H245V86H244V82H243ZM46 78H47V77H46ZM48 78H49V77H48ZM48 78H47V79H48ZM61 78H62V77H61ZM78 78H79V77H78ZM118 78H116V79H118ZM49 79H50V78H49ZM67 79H68V78H67ZM132 79H133V78H132ZM211 79H213V80H211ZM44 80H45V78H44ZM130 80H131V79H130ZM142 80H143V79H142ZM147 80H148V79H147ZM15 81H18V82H19V81H21V79H17V80L15 79ZM25 81H26V80H25ZM116 81H117V80H116ZM134 81H136V80H134ZM143 81H144V80H143ZM143 81H142V83H143ZM185 81H186V82H185ZM11 82H12V81H11ZM22 82H24V81H22ZM61 82H62V83H65V82H63V80H62ZM104 82H105V81H104ZM118 82H119V80H118ZM131 82H132V80H131ZM137 82H139V81L137 80ZM37 83H38V82H37ZM152 83H153V82H152ZM11 84H12V83H11ZM44 84H47L46 86H48V85L50 84V81H49V80H48V81L46 80V83H44ZM53 84H52V86H53ZM74 84H75V83H74ZM81 84H82V83H81ZM136 84H137V83H136ZM136 84H135V85H136ZM159 84H160V83H159ZM166 84H167V82H166ZM12 85H13V84H12ZM104 85H105V84H104ZM142 85H143V84H142ZM59 86H60V85H59ZM63 86H64V85H63ZM91 86H92V85H91ZM132 86H133V85H132ZM48 87H49V86H48ZM75 87H76V86H75ZM153 87H154V86H153ZM156 87H157V86H156ZM154 88H155V87H154ZM157 88H158V87H157ZM49 89H50V88H49ZM173 89H174V88H173ZM185 89H186V88H185ZM166 90H167V89H166ZM206 90H207V89H206ZM112 91H113V90H112ZM114 91H115V90H114ZM209 91H210V90H209ZM94 92H95V90H94ZM98 92H99V91H98ZM104 93H105V92H104ZM135 93H137V92H135ZM138 93H140L141 96H144V95H143L144 92H142V93H141V92H138ZM193 93H195V92H193ZM201 93H202V92H201ZM203 93H204V92H203ZM209 93H210V92H209ZM241 94H242V93H241ZM145 95H146V94H145ZM158 95H159V93H158ZM146 96H148V95H146ZM170 96H171V94H170ZM178 96H180V95H178ZM206 96H207V95H206ZM126 97H127V96H126ZM126 97H125V98H126ZM131 97H132V96H131ZM133 97H134V96H133ZM181 97H182V96H181ZM216 97H217V96H216ZM127 98H128V97H127ZM172 98H173V96H172ZM176 98H178V97H176ZM201 98H202V96H201ZM218 98H219V97H218ZM133 99H136V98H133ZM174 99H175V98H174ZM219 99H220V98H219ZM219 99H218V100H219ZM138 100H147V99L138 98ZM151 100H152V99H151ZM159 100H160V99H159ZM171 100H172V99H171ZM207 100L209 101V97H206L205 102H206ZM241 100H242V101H240V102H239V101H236V103H235V107H234L233 110H225V111H223L224 109H223L222 111H221V110H219V111L216 110V112L212 113L213 116H215V115L218 114V113H222V114H226V113H232V114H233V113H239V114H240V113H242V112L244 113L246 110L249 111L246 96H244V98L241 99ZM148 101H149V100H148ZM179 101H180V99H179ZM151 102H152V101H150L149 103H151ZM153 102H154V101H153ZM155 102H156V101H155ZM198 102H199V101H198ZM159 103L162 104V102H159ZM179 103H180V102H179ZM201 103H202V102H201ZM210 103H211V102H210ZM210 103H208V104H210ZM167 104H168V103H167ZM170 104H171V103H170ZM202 104H203V103H202ZM233 104H234V103H233ZM241 104H243V105H241ZM163 105H164V104H163ZM225 105H226V104H225ZM227 105H228V104H227ZM172 106H173V105H172ZM222 106H224V105H222ZM222 106H218V105H217L216 108H217V109L220 108V107L222 108ZM173 107H175V106H173ZM206 107H207V106H206ZM211 107H212V106H211ZM174 109H175V108H174ZM208 109H209V108H208ZM235 109L238 110V111L235 112ZM187 111H188V110H187ZM31 112H32V111H31ZM201 115H202V114H201ZM236 115H237V114H236ZM44 116H45V115H44ZM237 116H239V115H237ZM106 118H107V117H106ZM247 118H248V117H247ZM1 126H2V125H1ZM7 126H8V125H7ZM2 127H3V126H2ZM2 127H0V128H2ZM34 127H35V126H34ZM3 128H4V127H3ZM85 129H86V128H85ZM0 131H1V129H0ZM7 131H8V130H7ZM7 131H5V129H4V131H2V132H7ZM2 132H1V133H2ZM85 132H86V131H85ZM85 132H84V131H78V132H76V133L74 134V133H72V132L69 131V130H66V129H63L62 127H59V128H57V129L55 130V133H56V134H59L62 138L58 139V137L54 134L55 137L57 138V139L55 138L56 144H58L59 146H60V144H65V145H63V148H64V146H65V148L73 149V150H74V149H79V150H80V149H83V146L86 147V146H85V144H86L85 142H86V141L89 142L91 139H93V138H90V137L88 136V134H87V136L85 137V136H84V135L86 134ZM53 133H54V132H53ZM70 135H71V136H70ZM81 135H83V136L81 137ZM65 136H69V138H68L69 141H66V143H64V142H63V143L60 142L61 140H63V137H65ZM75 138H77V139H75ZM83 138H85V139H83ZM63 141H64V140H63ZM78 143H79V144H78ZM69 145H70V146H69ZM76 145H77V146H76ZM130 146H131V145H130ZM145 148H146V147H145ZM143 149H144V148H143ZM86 150H87V149H86ZM86 150H85V151H86ZM184 154H185V153H184ZM79 176H80V175H79ZM75 187H76V186H75ZM70 188H71V187H70ZM65 192H68V191L65 189ZM29 201H30V200H29ZM22 202H25V201L23 200ZM30 202H31V201H30ZM26 203H27L28 205L30 204V203H28V202H26ZM26 203H24V204H26ZM30 205H31V206H34V205H32V204H30ZM36 207H37V205H36ZM36 207H35V208H36ZM27 208H28V207H27ZM29 208H31V207L29 206ZM83 210H84V209H83ZM85 212H86V211H85ZM86 214H88V211L86 212ZM193 259H194V257H193ZM206 263H207V262H206ZM207 264H208V263H207Z\"/></svg>", "mask_w": 264, "mask_h": 264}, {"label": "water", "instance_id": "water-1", "mask_svg": "<svg viewBox=\"0 0 264 264\" xmlns=\"http://www.w3.org/2000/svg\"><path fill=\"white\" fill-rule=\"evenodd\" d=\"M173 76H174V78H173V80H175V73H173L172 74ZM177 75H179L180 77H181V80H182V78H183V74L182 73H180L179 71H178V74H176V76ZM173 82V81H172ZM134 87H129V86H125V89L126 90H128V91H135V90H137L138 92H146L147 91V89H144V90H142V88L139 86V83L137 84V89H133ZM174 89H176V88H174ZM172 93H175V94H178V93H181V94H188V91L187 90H185V91H181L180 89H176L174 92H172Z\"/></svg>", "mask_w": 264, "mask_h": 264}]
</instances>
